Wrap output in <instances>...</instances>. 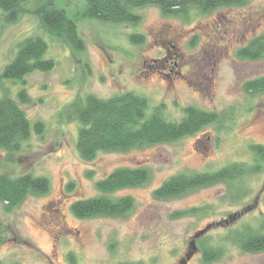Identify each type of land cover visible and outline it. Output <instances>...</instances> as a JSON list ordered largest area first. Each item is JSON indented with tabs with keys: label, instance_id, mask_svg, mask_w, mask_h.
Masks as SVG:
<instances>
[{
	"label": "rangeland",
	"instance_id": "374dc122",
	"mask_svg": "<svg viewBox=\"0 0 264 264\" xmlns=\"http://www.w3.org/2000/svg\"><path fill=\"white\" fill-rule=\"evenodd\" d=\"M86 3L32 0L14 22H6L0 12V72L30 36L44 38L46 58L55 62L51 71L9 82L14 97L26 89L31 101L22 108L32 124L44 127L41 133L33 129L13 162L0 151V175L47 177L51 188L10 211L0 203V263L264 264V251L246 252L231 239L247 226L264 232V165L243 180L241 192L216 183L180 197L155 196L177 174L253 163L250 145H264V93L244 89L249 80L264 76V55L259 60L238 56L264 35V0L206 13L191 9L185 15L145 6L135 10L136 23L120 24L84 17ZM51 4L76 19L84 49L43 27V11ZM134 35L143 36V42H134ZM125 92L147 97L149 112L163 105L172 121L182 120L192 106L222 119L173 143L100 152L84 160L71 105L88 95L107 99ZM122 167L150 172L144 185L112 194L131 197L133 208L121 217L78 218L73 203L100 195L98 181ZM70 182L75 184L71 190ZM182 212L188 213L176 215ZM204 245L220 247L219 258L207 261Z\"/></svg>",
	"mask_w": 264,
	"mask_h": 264
},
{
	"label": "trees",
	"instance_id": "16d2710c",
	"mask_svg": "<svg viewBox=\"0 0 264 264\" xmlns=\"http://www.w3.org/2000/svg\"><path fill=\"white\" fill-rule=\"evenodd\" d=\"M32 0H0V12L6 22L18 19L20 8ZM248 0H87L83 16L115 24L136 23L139 15L136 9L145 6H157L165 15H185L191 9L209 12L219 7L237 6ZM42 25L52 35L63 38L77 50L84 49L76 19L55 5H48L42 14ZM143 36L134 35V42H143ZM48 44L41 36H30L18 44L14 59L0 72V151L6 159L13 162L22 150L32 131L41 133L43 123L32 124L22 108V104L31 101L26 89H21L14 97L9 82H24V78L35 72H48L54 69L53 59H47ZM264 55V35L253 39L239 50L243 59L259 60ZM244 89L251 94L264 93V76L249 80ZM149 100L134 92H125L110 98L88 95L78 98L70 107L74 120L79 123L77 150L87 161L94 160L100 152H126L135 148L173 143L186 136L193 135L204 127L216 124L222 115L208 112L194 106L185 109L180 121L167 119L163 114V105L155 106L149 112ZM253 163H231L218 171L180 173L164 182L155 190L158 199L180 197L184 194L210 186L225 183L235 186L237 192L244 191L241 184L249 176L261 171L264 165V145L251 144ZM149 170L144 167H122L115 169L106 178L98 181L100 195L88 199H78L72 205V212L78 218L96 216L121 217L134 206L131 197H113L119 190L144 185L149 180ZM68 184V189L74 187ZM47 177L31 173L10 176L0 175V203L6 209L19 206L31 195H43L50 191ZM246 193V192H245ZM242 196V195H241ZM188 213V212H186ZM185 212L176 215H184ZM236 230L231 239L246 252L264 251V232L254 231L250 226ZM0 238V242H1ZM207 261L219 258L220 247L204 245ZM1 264V263H0ZM128 264V263H125Z\"/></svg>",
	"mask_w": 264,
	"mask_h": 264
}]
</instances>
